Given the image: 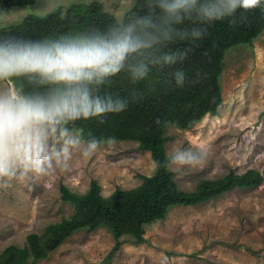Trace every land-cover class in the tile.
Returning a JSON list of instances; mask_svg holds the SVG:
<instances>
[{
	"label": "rangeland",
	"instance_id": "rangeland-1",
	"mask_svg": "<svg viewBox=\"0 0 264 264\" xmlns=\"http://www.w3.org/2000/svg\"><path fill=\"white\" fill-rule=\"evenodd\" d=\"M95 1L109 13L125 3L37 0L10 9L25 18L45 15L56 7L65 12L75 2ZM223 66L219 114L207 115L188 129L170 126L168 130L166 149L202 145L206 150V161L199 167L175 174L185 191L194 189L201 179H214L231 169L256 168L264 175V31L252 45L228 50ZM72 131L82 139L79 131ZM155 166L137 140H119L100 142L91 152L65 150L62 160L58 157L40 177L0 180V253L9 245L24 246L29 233H42L74 212L61 197L62 184L84 193L97 180L102 192L111 194L117 187L139 186L141 175H152ZM166 216L146 225L145 242L124 236L110 264H264V181L198 205L175 206ZM114 243L106 227L80 229L35 264H103Z\"/></svg>",
	"mask_w": 264,
	"mask_h": 264
},
{
	"label": "clouds",
	"instance_id": "clouds-1",
	"mask_svg": "<svg viewBox=\"0 0 264 264\" xmlns=\"http://www.w3.org/2000/svg\"><path fill=\"white\" fill-rule=\"evenodd\" d=\"M261 5L264 0H125L103 26L41 39L10 30L23 13L0 10V180L40 177L65 150L95 151L100 141H83L69 125L128 106L105 85L117 76L137 84L154 68L183 61L212 24ZM178 42L187 46L173 49ZM172 76L184 85L183 69ZM206 158L202 145L172 146L155 168L183 174Z\"/></svg>",
	"mask_w": 264,
	"mask_h": 264
},
{
	"label": "trees",
	"instance_id": "trees-1",
	"mask_svg": "<svg viewBox=\"0 0 264 264\" xmlns=\"http://www.w3.org/2000/svg\"><path fill=\"white\" fill-rule=\"evenodd\" d=\"M36 1L0 0V10ZM111 18L100 2H75L65 12L56 7L45 15L30 14L10 30L24 37L41 39L103 26ZM263 31L264 5L237 10L233 17L212 24L207 34L190 46L183 61L154 68L148 78L137 84L129 83L122 76L112 79L103 91L126 97L128 106L120 112L74 121L70 129L79 131L84 141L92 137L100 142L137 140L139 148L148 151L156 165L164 159L170 126L188 129L207 115L219 114L223 103L221 75L227 51L239 45H252ZM186 46V42H178L172 48ZM177 69H183L186 75L182 87L175 85L172 76ZM141 178L139 186L117 187L107 198L100 195L102 187L97 180H92L84 193L62 184L61 197L73 206L74 212L49 224L42 233H29L24 246H7L0 253V264H35L74 232L99 227H106L115 239L103 261L110 264L124 236H132L138 243L145 242L146 225L164 220L173 207L198 205L235 188H252L264 181L263 173L256 168L244 172L231 169L220 177L201 179L191 191L181 189L175 173L163 167Z\"/></svg>",
	"mask_w": 264,
	"mask_h": 264
}]
</instances>
